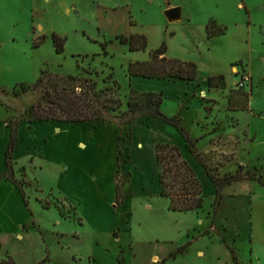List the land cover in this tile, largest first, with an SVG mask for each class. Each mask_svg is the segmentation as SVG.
Wrapping results in <instances>:
<instances>
[{
    "label": "rangeland",
    "instance_id": "obj_1",
    "mask_svg": "<svg viewBox=\"0 0 264 264\" xmlns=\"http://www.w3.org/2000/svg\"><path fill=\"white\" fill-rule=\"evenodd\" d=\"M169 1L183 5L181 20L168 17ZM169 1L0 0L3 256L16 264H157L187 245L167 264H264V0ZM136 33L148 37L146 50L117 37ZM54 34L67 38L62 53ZM163 44L169 57L197 64L194 82L129 75L130 61L150 59ZM244 70L250 92L237 88ZM69 74L78 77L66 83ZM212 75L224 79L209 86ZM64 86L89 91L103 119L36 120L33 108L48 107L47 91ZM132 89L163 93L162 111L190 133L201 162L171 122L130 112ZM117 99L123 105L110 109ZM164 142L195 168L203 208L174 211L161 195L156 153ZM204 165L240 180L219 200Z\"/></svg>",
    "mask_w": 264,
    "mask_h": 264
},
{
    "label": "trees",
    "instance_id": "obj_2",
    "mask_svg": "<svg viewBox=\"0 0 264 264\" xmlns=\"http://www.w3.org/2000/svg\"><path fill=\"white\" fill-rule=\"evenodd\" d=\"M54 41L57 51L59 53L64 52L65 42L67 38H61L59 35L54 34ZM118 39L122 44H126L131 51L146 50L149 44L148 37L145 34H118ZM112 40L102 43L104 45L105 53L108 54V44ZM168 48L163 44L160 48L156 49L148 60H136L130 61L128 65V72L131 77L142 76L152 77L159 79L169 80H185L189 83L194 82L198 75V66L193 61H183L176 58H171L167 55ZM245 71V70H244ZM78 76L69 74L65 79L67 83L68 79L75 81ZM220 77L224 79V75H212L209 78V86H215L214 80ZM42 78L39 79V82ZM91 82V86L97 84V81L92 83L90 78L86 79ZM224 84V83H223ZM238 89L250 92V85ZM110 86L107 90H111ZM49 97V106L45 107L42 103H39L33 108L35 119L41 122L45 121H59L70 123L81 122H98L103 119L100 114V109L95 105L90 92H77V87L64 86L62 89H55L53 92L47 91ZM164 102L163 93L158 92H138L132 89L131 95H129L128 105L130 112L138 114L142 117H159L175 125L185 138V142L189 151L194 154L199 162L200 154L196 143L192 140L190 133L186 128L180 124L177 117H168L162 111V105ZM116 106H111L110 109L118 110L122 105V100H116ZM207 111L211 110V107H206ZM118 140H121V136H118ZM16 142L15 134H12L10 140L9 151L6 156L7 166H12V155ZM121 151H118L120 153ZM117 154V152H116ZM156 161L159 168V182L161 186V195L168 197L171 200V209L174 211H195L204 207L205 194L203 191L202 183L198 177V174L185 157L180 147L170 142L160 143L157 146ZM244 165L241 164L240 168ZM208 175L213 180L216 188L218 199L221 198V191L225 186L231 185L236 181H239V176L229 175L226 177H217L212 168L208 165H204ZM119 196V195H118ZM187 248V245L181 246L177 251L171 252L170 255L162 260L160 264H165L170 258L176 257L179 253L183 252ZM237 262V257L234 256ZM0 264H16L14 259L6 254H1L0 246Z\"/></svg>",
    "mask_w": 264,
    "mask_h": 264
},
{
    "label": "crops",
    "instance_id": "obj_3",
    "mask_svg": "<svg viewBox=\"0 0 264 264\" xmlns=\"http://www.w3.org/2000/svg\"><path fill=\"white\" fill-rule=\"evenodd\" d=\"M169 1V0H168ZM169 5L167 6V9H166V11L169 9V8H171V7H179L180 8V15H179V17L177 18V19H175V20H172V21H176V20H181L183 17H184V7H183V5L182 4H175V3H172L171 1H169V3H168ZM241 4V6L243 5V3H240ZM234 69H235V71L237 70V67H234ZM81 123H83V124H87V122H81ZM116 132V131H115ZM115 138L117 139L118 138V136H115ZM116 149V148H115ZM114 152H115V150H114ZM116 156H117V154L116 153H114V155H113V159H114V161L116 160ZM185 251V250H184ZM183 251V252H184ZM182 253V252H181ZM200 254H203V251H200L199 252ZM180 254V253H179ZM170 255V254H169ZM169 255H165L164 257H162V258H159V261H158V263L160 262H162V260L164 259V258H166V257H168ZM173 258H176V257H173ZM173 258H170V259H173ZM169 259V260H170ZM169 260H167L166 261V263L165 264H167V262L169 261ZM157 263V264H158Z\"/></svg>",
    "mask_w": 264,
    "mask_h": 264
},
{
    "label": "built area",
    "instance_id": "obj_4",
    "mask_svg": "<svg viewBox=\"0 0 264 264\" xmlns=\"http://www.w3.org/2000/svg\"><path fill=\"white\" fill-rule=\"evenodd\" d=\"M237 74H240V72H237ZM241 76L242 79L237 83V86L239 88L248 87L252 82V76L246 71H243Z\"/></svg>",
    "mask_w": 264,
    "mask_h": 264
},
{
    "label": "water",
    "instance_id": "obj_5",
    "mask_svg": "<svg viewBox=\"0 0 264 264\" xmlns=\"http://www.w3.org/2000/svg\"><path fill=\"white\" fill-rule=\"evenodd\" d=\"M168 17L171 20H175L179 17L180 15V8L179 7H171L166 11Z\"/></svg>",
    "mask_w": 264,
    "mask_h": 264
},
{
    "label": "bare ground",
    "instance_id": "obj_6",
    "mask_svg": "<svg viewBox=\"0 0 264 264\" xmlns=\"http://www.w3.org/2000/svg\"><path fill=\"white\" fill-rule=\"evenodd\" d=\"M84 147V146H83Z\"/></svg>",
    "mask_w": 264,
    "mask_h": 264
}]
</instances>
